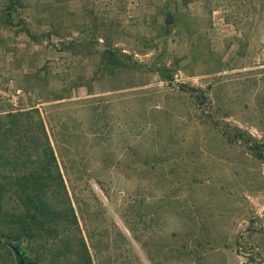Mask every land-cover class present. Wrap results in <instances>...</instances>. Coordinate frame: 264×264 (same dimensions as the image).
I'll list each match as a JSON object with an SVG mask.
<instances>
[{
  "label": "rangeland",
  "instance_id": "1",
  "mask_svg": "<svg viewBox=\"0 0 264 264\" xmlns=\"http://www.w3.org/2000/svg\"><path fill=\"white\" fill-rule=\"evenodd\" d=\"M5 7L0 108L42 112L95 264H264V162L210 123L264 140V0Z\"/></svg>",
  "mask_w": 264,
  "mask_h": 264
},
{
  "label": "trees",
  "instance_id": "2",
  "mask_svg": "<svg viewBox=\"0 0 264 264\" xmlns=\"http://www.w3.org/2000/svg\"><path fill=\"white\" fill-rule=\"evenodd\" d=\"M5 3L6 21L14 25L13 15L23 7V0ZM23 31L35 37L28 27ZM104 57L113 69L120 66L118 51L108 50ZM184 90L194 92L198 100L205 98L199 88ZM210 123L228 143L245 146L264 162V140L229 122ZM79 230L76 210L42 112L35 106L16 108L10 104L0 108V258L11 256L13 264H17L11 241L20 244L23 254L40 264H95ZM135 239L139 240L136 236ZM196 245L206 248L202 242ZM242 247L249 252L257 247L259 254L264 250L263 242L256 239ZM188 248L186 245L184 250ZM251 255L250 262H256Z\"/></svg>",
  "mask_w": 264,
  "mask_h": 264
},
{
  "label": "water",
  "instance_id": "3",
  "mask_svg": "<svg viewBox=\"0 0 264 264\" xmlns=\"http://www.w3.org/2000/svg\"><path fill=\"white\" fill-rule=\"evenodd\" d=\"M173 22H174L173 15L171 13H168V16L166 18V23L170 24ZM9 245L11 246L13 251L15 252L17 264H40L35 259H33L27 255H24L22 250L20 249V244H14L10 241Z\"/></svg>",
  "mask_w": 264,
  "mask_h": 264
}]
</instances>
